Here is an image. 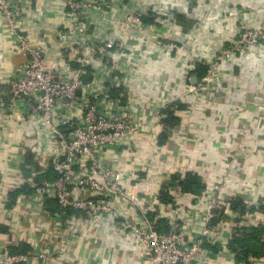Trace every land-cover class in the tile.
<instances>
[{
	"label": "built area",
	"instance_id": "2783aa9c",
	"mask_svg": "<svg viewBox=\"0 0 264 264\" xmlns=\"http://www.w3.org/2000/svg\"><path fill=\"white\" fill-rule=\"evenodd\" d=\"M61 3V24L49 34L40 32L34 42L24 30L28 14L23 1L0 0V17L15 37L14 49L27 58L19 75L0 89V110L7 120L19 122L23 140L32 137L22 149L41 170L25 176L18 165L10 175L12 189L26 186L33 191L18 197V205L28 210V229L4 221L3 216H10L4 209H0V224L9 228L12 238L29 244L31 259L41 264H51L54 253L61 261L72 257V264H77L79 257L71 251L83 243L91 246V261L96 264H106L119 253L125 256L124 264H224L208 257L215 245L227 250L230 241L219 237L215 227L231 226L233 237L236 228L264 222L263 213H248L264 206L254 183L236 178V158L252 146V133L264 116V87L258 79L260 69L264 70V0H126L122 16L116 13L115 3L109 5L111 0ZM178 15L185 20L193 15L195 24L183 29ZM92 23L116 28L118 40L111 32L96 41L90 33ZM165 58L178 67L152 75L156 96L149 98L148 89L127 85L141 68L138 59ZM75 64L78 68L73 69ZM233 64L241 67L237 74ZM200 67L203 76L191 84ZM86 76L91 82L84 81ZM163 91L170 93V100L161 98ZM135 95L139 101H133ZM168 110L179 119L169 128L163 122ZM225 117L234 136L222 143L218 169L207 174L204 190L194 197L174 189L170 192L174 206L161 207L155 187L161 173L159 154L152 152L135 167L131 163L138 149L157 144L160 129L188 159L191 154L185 145L202 134L206 139L212 119L231 132ZM111 150L118 151V158L104 157ZM47 169L52 178L38 180ZM191 170L170 166L165 180L171 181L173 175L182 179ZM194 173L202 178L201 172ZM229 188L231 198H245L243 215L230 207ZM49 200L58 211L48 208ZM183 202L187 210L180 207ZM69 210L77 213L66 217ZM151 213L156 214L153 221L147 217ZM221 215L226 221L213 226L212 220ZM157 220L163 221L165 229ZM53 237L60 239L59 244H49ZM231 258V264H243L234 254ZM28 260L26 253L0 246V264ZM256 261L249 259L250 264Z\"/></svg>",
	"mask_w": 264,
	"mask_h": 264
},
{
	"label": "crops",
	"instance_id": "0c3cea01",
	"mask_svg": "<svg viewBox=\"0 0 264 264\" xmlns=\"http://www.w3.org/2000/svg\"><path fill=\"white\" fill-rule=\"evenodd\" d=\"M25 6L26 13L28 16L24 19V30L25 32L30 36V38L36 42L37 38L39 37L40 32H45L49 34L51 30L55 26H59L62 22V15H61V0H22ZM110 2V0H107ZM111 0V3L109 5L116 6V13L118 15H121V7H123V3L126 2V0ZM183 1V0H179ZM197 1V0H196ZM201 2V0H199ZM248 2L249 0H238L239 3ZM114 2V3H113ZM28 9V10H27ZM124 13V12H123ZM122 16V15H121ZM189 20H185L187 22H190V26L187 29H191L192 26L195 24L196 17L190 16ZM94 20H98L97 15L94 17ZM112 27L108 25H100V27H96L93 25H90V33L95 38L96 41H103L104 36L109 37L111 32L114 34L115 40H118V32L116 28L112 31ZM15 46V37L6 29V22L1 19L0 17V89L6 88L4 86L8 79L12 77H16L19 75L21 68L23 64L26 62L27 58L14 49ZM151 53V51H150ZM156 54L154 53L153 56ZM154 62H149L145 60L138 59L137 62L140 64V69L138 70L137 75L128 82V86L133 87L136 90H139V88H146L149 90L148 97L151 98L152 95L156 96V92L153 91V76L155 73H162L166 70L175 71L177 70V65L171 60V59H162L159 61L152 60ZM73 69L78 68V66L75 64L72 66ZM239 68H241L238 64H233V72L237 74L239 71ZM261 71V77H258L260 79V83H263L264 87V70L263 68L260 69ZM84 81L87 83L91 82L90 76H86L83 78ZM175 82H178V79H175ZM171 84L174 83L171 81ZM170 95L169 92L163 91L161 98H166V100H170L168 98ZM133 101H139V96H133ZM0 101L1 97H0ZM179 109H183L184 105L177 103ZM263 120L261 121V125H258V127L253 131V142L252 146L243 148L241 153L238 155L237 164H238V172L236 173L237 179H248L252 183H254V188L258 194L259 200L264 201V116ZM6 119V120H5ZM7 121L6 124L3 122ZM224 122L227 124V128L231 129V132L227 131L226 128L222 126L221 121L218 122V120L212 119L210 128L211 133L206 131V134H209L207 137L204 135L206 139L203 138V134L201 137L196 139L194 142L190 141L187 145H185V148H187V152L191 154L190 158H186L185 160L183 158V150L178 148L174 141H168L166 138L162 140V131L163 130H156L158 139L157 144L152 142L151 146L150 144L148 146H141L138 149V156L136 159L133 160L131 163L135 167H140L143 162L146 161L147 158L150 157L152 152L157 151L159 155L156 153V160L158 161L159 170L161 173H159L158 179L156 183L157 188V202L160 204L161 207H165L167 205L162 204L159 200V192L163 185L168 184L170 181L165 180V169L170 166H183L185 165L186 169H192L191 171H197L201 172L202 181H206L207 174L210 175L213 171L218 169V164L220 162V155L222 152V143L227 141V138L231 136H234L233 128H230L228 125V117H225ZM21 125L19 122L12 118L10 120H7V118L4 116L2 111L0 110V209H4L7 213L10 211V216L8 219H6L3 216V220H9L10 223L13 224L14 227L26 230L28 229L29 225L27 222V212L28 210H24L22 207L18 205L19 199H15V203H10V196L9 194L12 193L15 189H12L10 187V175H14V172L16 168H18L19 165V159L23 157L26 152H23L22 147L27 146L30 144L33 140L32 137H30L28 140H23L22 133L20 130ZM218 126H222V128H218ZM225 129V130H224ZM155 134V133H154ZM181 136V135H180ZM144 142L146 144L150 143V139H144ZM156 144L155 146H152ZM118 151L115 152V150L109 151L104 157L108 160H113L115 158H118L117 156ZM13 158L16 162L10 161V159ZM189 163V164H188ZM128 164V162L126 163ZM189 165L191 167H189ZM24 174V173H23ZM11 175V176H12ZM51 177L48 178L50 180ZM41 178L40 180H42ZM159 185V186H158ZM155 187H153L155 189ZM175 188H169L168 194ZM231 188H229L226 192V196L230 197L231 194ZM171 195V194H170ZM21 196V195H20ZM19 197V196H18ZM172 197V196H171ZM237 197V195H233V198ZM231 198V197H230ZM150 200V199H148ZM174 200V198H173ZM184 201V200H183ZM170 204L174 206L175 202L172 201ZM48 208L50 206L47 204ZM179 207V206H178ZM180 207L183 208V210L188 209V204L186 202H183ZM176 210V209H175ZM72 213H77L74 210H69L66 217H70L69 215ZM23 215L21 217V215ZM153 218H155V213H151ZM19 215L21 218H19ZM78 215L77 217H79ZM19 218V220H17ZM17 220V222H16ZM262 220V219H261ZM161 221V220H160ZM214 221V219H213ZM212 221V222H213ZM191 224H193L192 220H189ZM259 224V223H258ZM161 225L163 223L161 222ZM216 224L213 223V226ZM222 228L218 229L217 226L215 227L218 236L224 237L226 240H230L232 238L231 235V226L227 225H221ZM247 228V225H245ZM0 227L3 228L0 231V246L6 247L9 251L13 253H17L19 249L23 246H25V249L27 251V255L30 260H28L25 264H41L38 263L37 260H32L31 257H33V250H31L29 244H25L19 239L12 238L11 235H9L8 230L9 228L4 224L1 223ZM164 227V226H163ZM162 228V226H161ZM252 228V227H251ZM163 229V228H162ZM49 233V232H47ZM52 233V232H51ZM49 233V234H51ZM59 238L53 237L48 240L50 245L53 244H59ZM229 242V241H228ZM73 253V256H78L77 258V264H96L97 261H94L92 259V248L88 243H83L81 245V248H78L77 250H72L71 254ZM72 256V255H71ZM232 254L230 251L224 248H221V244L218 243L215 245V247L212 248V251L208 253V257L212 261H219L224 264H231L232 263ZM125 256H123V253H119L116 258L113 260H110L109 258L106 261V264H124ZM256 264H264V258L263 259H256ZM37 261V262H35ZM90 262V263H89ZM51 264H72V257H69L65 260H59L57 259L56 253H54L52 257Z\"/></svg>",
	"mask_w": 264,
	"mask_h": 264
},
{
	"label": "trees",
	"instance_id": "16d2710c",
	"mask_svg": "<svg viewBox=\"0 0 264 264\" xmlns=\"http://www.w3.org/2000/svg\"><path fill=\"white\" fill-rule=\"evenodd\" d=\"M178 24L183 28L186 29L190 26V22L185 21V19L181 16H177ZM204 74V68L200 67L196 70L195 75L196 77L200 78ZM166 117L164 119V126L166 127H173L177 124H179V119H177L174 115L172 110H168L166 113ZM162 140L166 138L165 134L161 135ZM28 166L30 169H28ZM19 168L22 170L25 176H29V174L32 171H36L37 173L40 172V168L37 164L33 163L31 154L27 153L23 157L19 159ZM52 175V171L50 169H47L44 174L38 175V180L41 178H49ZM177 179H180L178 183H175ZM169 188H175L179 189L181 192L185 194H191L194 197H198L201 192L204 190V182L202 181V178L198 176V174L194 173V171H189L185 173L180 178L179 175H173L171 178V181L168 184H165L161 187L159 192L158 200L162 204H170L172 202V197L170 194H168ZM33 191L24 186L18 189H15L12 193L9 194L10 196V203H15V199L18 198V196L26 194L30 195ZM48 205L50 206V210L52 212L58 211V208L53 200L48 201ZM229 205L232 209L237 210L240 215H243L245 213V198L243 196H237L234 198L229 199ZM263 213L264 214V206L258 207L256 209L248 210V213ZM154 215L148 214L147 217L150 221H153ZM213 221V220H212ZM220 221H226L225 217L218 216L214 218V221L212 222L217 224ZM157 222L161 225L160 220H157ZM241 222V221H240ZM162 226V225H161ZM163 229H165L162 226ZM3 228L0 227V231ZM227 248L229 251L234 254L235 260L238 262H242L243 264H250L249 259H263L264 258V222L256 224L254 227H242L241 229H235L233 237L230 239V241L227 244ZM17 253H27L25 246L21 247Z\"/></svg>",
	"mask_w": 264,
	"mask_h": 264
},
{
	"label": "water",
	"instance_id": "95a60500",
	"mask_svg": "<svg viewBox=\"0 0 264 264\" xmlns=\"http://www.w3.org/2000/svg\"><path fill=\"white\" fill-rule=\"evenodd\" d=\"M190 82H191V84H195V83L197 82V77H196V76L192 77V78L190 79ZM213 212L216 213L215 210H214ZM42 227H44V228H48V226H46V225H43Z\"/></svg>",
	"mask_w": 264,
	"mask_h": 264
}]
</instances>
